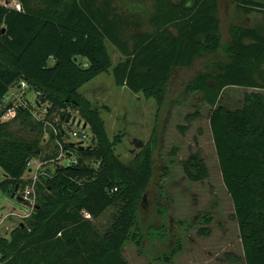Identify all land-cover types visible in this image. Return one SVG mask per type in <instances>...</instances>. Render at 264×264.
Listing matches in <instances>:
<instances>
[{
	"label": "trees",
	"instance_id": "trees-1",
	"mask_svg": "<svg viewBox=\"0 0 264 264\" xmlns=\"http://www.w3.org/2000/svg\"><path fill=\"white\" fill-rule=\"evenodd\" d=\"M16 1L20 11L0 5V105L9 89L23 80L44 95L49 111H78L94 145L65 143L62 132L54 136L49 130L66 157L76 162L69 167L55 162L53 170L38 176L31 216L9 239L0 236V264H129L123 248L132 244L141 253L145 239L139 212L153 174L156 135L153 132L131 162L123 164L112 151L121 138L108 140L99 112L78 90L111 69L115 87L153 99L161 108L174 69H188L221 49L218 1L154 0L147 29L141 17L116 12L111 0ZM228 2L243 15L256 13L264 20V0ZM229 37L223 48L227 62L194 75L183 92L200 94L211 109L210 133L244 264H264V26H231ZM106 44L124 60L112 66ZM228 88L252 91L244 95L240 109L217 107ZM30 118L28 109L19 108L13 120L22 125L30 124ZM54 152L53 159L58 147ZM43 155L39 139L18 140L9 122H0V193L10 197L21 191L28 162ZM183 173L191 183L208 178L198 154L183 162ZM110 208L117 213L102 233L91 221ZM158 213L164 220L165 208ZM211 221L210 216L202 218L201 235H208ZM162 231L155 235L164 238ZM181 249L178 238L156 260L171 263Z\"/></svg>",
	"mask_w": 264,
	"mask_h": 264
},
{
	"label": "rangeland",
	"instance_id": "rangeland-1",
	"mask_svg": "<svg viewBox=\"0 0 264 264\" xmlns=\"http://www.w3.org/2000/svg\"><path fill=\"white\" fill-rule=\"evenodd\" d=\"M13 1L0 0V5L14 8ZM218 2L216 16L221 24V49L215 54L197 59L188 69H174L166 100L161 108H158L153 99H145L141 94L134 95L125 88L115 87L111 69L78 90L91 108L99 112L108 140L112 141L117 135L121 138V143L114 146L112 151L123 164L131 162L141 147L150 140L153 132L156 135L153 174L146 191V200L139 212L145 239L141 253L132 244H126L123 248V256L129 264H244L238 227L233 217V205L222 182L210 133L208 119L211 109L201 101L200 94L185 95L183 86L209 65L227 62L223 48L229 43L227 33L231 26L262 27L264 20L256 13L243 15L229 5L227 0ZM111 3L116 12L141 17L144 29H147L146 20L153 11L154 0H111ZM106 50L112 66L124 60L109 44H106ZM251 91L242 88L225 89L217 107L240 109L244 95ZM21 101L17 105L27 106L31 113L28 120L30 124L25 122L20 125L18 120L6 118L1 122H9V129L18 140L39 139V146L44 153L39 159L41 166L35 163L31 167L41 168L42 172L55 168L56 163L52 158L55 143L49 130L52 132L54 129H63L66 133L65 140L68 141L71 140L68 132H80L84 129L87 136L84 145H94L90 130L84 127L78 111H49L50 103L38 89L29 84ZM1 112L3 113V106L0 105ZM193 154L200 156L208 170V178L198 183L189 182L183 173V162ZM44 156L51 158L44 159ZM164 169L167 170L165 177ZM2 176L0 170V180L3 179ZM17 196L18 193L14 198L4 197L0 193V236L8 239L11 232L19 225L23 226L26 221L9 216L11 213L23 215ZM160 207L165 208L164 220L158 213ZM116 213L117 209H108L94 222L95 227L103 233L109 228ZM204 216L212 218L207 236L199 232L202 228L200 221ZM85 217L90 220L87 215ZM180 221L186 225H181ZM161 228L165 230L160 232L165 234L164 238L155 235ZM178 238L181 239L182 249L172 262L157 261L156 258L168 253ZM233 257L238 262H230Z\"/></svg>",
	"mask_w": 264,
	"mask_h": 264
},
{
	"label": "built area",
	"instance_id": "built-area-1",
	"mask_svg": "<svg viewBox=\"0 0 264 264\" xmlns=\"http://www.w3.org/2000/svg\"><path fill=\"white\" fill-rule=\"evenodd\" d=\"M13 4H15L14 5L15 7L10 8V9L20 11V5L18 4L16 0H14ZM27 87H28L27 82L21 80L16 85H13L9 89L7 95L4 97L1 103V106H3V113L2 115H0V122L5 120L4 118H6V120L14 119L16 116V112L19 108L28 109L27 106L17 105V102L21 101L22 95L24 91L27 89ZM82 130L83 131L80 130V132H77L76 130L68 132L69 138L71 139L68 141L65 140L66 133L61 128L57 130L56 129L52 130V134L56 136L59 132H62V134H64L63 139L65 143H72L75 145L77 144V145L86 147L84 145L85 143L84 139L87 136L85 135L84 129ZM53 141L55 143V145L53 144V148L55 149L56 147H58V153L56 154L57 156L54 159L55 160L54 162L57 161L59 165H62L64 167H69L72 164H74L76 160L73 157L71 158L66 157V154L63 152L62 144L56 138H53ZM39 162H40L39 159H32L28 162L27 172H26L27 175L25 177H29V178L28 179L25 178V180L27 181L26 185L21 191L18 192L19 196L16 197V200L20 203L19 207L22 208L21 213H23V215L11 213L9 214V216L14 217V218L25 219V220L31 216V213L33 212L34 207L36 205V192H35L36 183L38 182V176L40 174H43V172L41 171V168L36 169V168L31 167V165L35 163H39ZM96 166L97 164L95 165V167Z\"/></svg>",
	"mask_w": 264,
	"mask_h": 264
},
{
	"label": "crops",
	"instance_id": "crops-1",
	"mask_svg": "<svg viewBox=\"0 0 264 264\" xmlns=\"http://www.w3.org/2000/svg\"><path fill=\"white\" fill-rule=\"evenodd\" d=\"M217 1H218V0H217ZM13 2H14V1H13ZM227 2H228V0H227ZM228 4L231 5L229 2H228ZM231 6H233V5H231ZM218 7H219V2H218ZM233 7H234V6H233ZM218 20H219V19H218ZM220 28H221V24H220V26H219V34H220V30H221ZM227 35H228V39H227V41H230L229 31H228ZM125 89H126V88H125ZM125 89H124V90H125ZM129 92H130V91H129ZM91 222H93V224H94L95 221H91ZM1 237H2V236H1ZM3 237H4V236H3ZM4 238L8 239L7 237H4Z\"/></svg>",
	"mask_w": 264,
	"mask_h": 264
},
{
	"label": "water",
	"instance_id": "water-1",
	"mask_svg": "<svg viewBox=\"0 0 264 264\" xmlns=\"http://www.w3.org/2000/svg\"><path fill=\"white\" fill-rule=\"evenodd\" d=\"M67 121H68V118H67ZM15 193H16V190L12 193L11 198H14Z\"/></svg>",
	"mask_w": 264,
	"mask_h": 264
}]
</instances>
